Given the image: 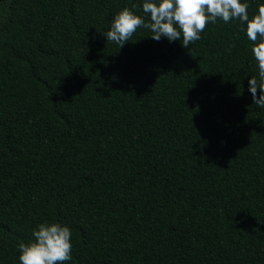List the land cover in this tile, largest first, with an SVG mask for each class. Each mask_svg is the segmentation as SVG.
<instances>
[{
	"label": "trees",
	"instance_id": "16d2710c",
	"mask_svg": "<svg viewBox=\"0 0 264 264\" xmlns=\"http://www.w3.org/2000/svg\"><path fill=\"white\" fill-rule=\"evenodd\" d=\"M143 3L0 0V264L41 223L71 229L64 264H264L246 24L218 19L189 48L142 27L107 41Z\"/></svg>",
	"mask_w": 264,
	"mask_h": 264
},
{
	"label": "clouds",
	"instance_id": "9594fccd",
	"mask_svg": "<svg viewBox=\"0 0 264 264\" xmlns=\"http://www.w3.org/2000/svg\"><path fill=\"white\" fill-rule=\"evenodd\" d=\"M248 8L249 4L242 0H144L143 16L125 7L115 15L110 30L104 35L107 41L123 47L142 27L149 29L156 41L163 37L172 42L182 37V46L189 48L201 39L200 34L209 23L215 24L218 19L225 23L239 20L246 24V35L253 42L252 53L259 70V79L251 77L248 82L249 91L254 104L264 108V4L251 18ZM33 236V241L18 246L20 264H64L72 259L68 226L41 223Z\"/></svg>",
	"mask_w": 264,
	"mask_h": 264
}]
</instances>
